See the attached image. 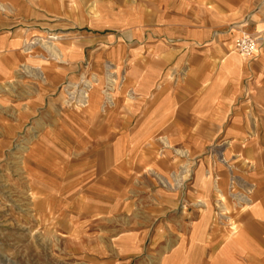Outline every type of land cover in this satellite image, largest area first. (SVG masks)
Wrapping results in <instances>:
<instances>
[{
	"label": "crops",
	"instance_id": "1",
	"mask_svg": "<svg viewBox=\"0 0 264 264\" xmlns=\"http://www.w3.org/2000/svg\"><path fill=\"white\" fill-rule=\"evenodd\" d=\"M263 30L264 0H0V161L29 139L26 185L71 234L132 207L150 173L177 180L155 225L92 257L264 264V40L235 47ZM85 69L96 87L77 111L62 85Z\"/></svg>",
	"mask_w": 264,
	"mask_h": 264
},
{
	"label": "rangeland",
	"instance_id": "2",
	"mask_svg": "<svg viewBox=\"0 0 264 264\" xmlns=\"http://www.w3.org/2000/svg\"><path fill=\"white\" fill-rule=\"evenodd\" d=\"M46 36L50 40L56 37L52 41L61 37L60 34L52 32ZM89 75H91L90 71L85 69L80 78ZM110 77L114 79V76ZM67 82L76 81H65V83ZM64 84L62 85L63 95ZM115 84L114 80L111 90ZM95 87L96 83L92 82L91 88L87 90L89 97L86 105L91 101ZM108 97L111 100L110 91ZM63 102L65 104V101ZM69 107L82 111L85 106L80 109ZM25 141L18 143L21 144L18 146L19 149H12L0 161V264H113L112 261H107L108 258L104 257L105 255L100 257L89 255L86 250L88 245L96 243V245L103 246L112 242V245L115 246L118 236L125 231L155 225L157 222L156 209L160 204L155 194L162 189H170L173 185L179 189V186L176 185L177 180L173 181L172 177L168 178L171 185L165 186L159 178L150 173L151 179L148 185L145 184L143 188L139 189L142 194H145L144 198L139 196V200L134 201L128 210H120L115 217L110 219L98 217L93 223L88 225L83 223L82 233L71 234L70 229L62 233L61 220L42 217L39 214L37 197L26 185L24 166H22L23 152L20 150L25 149L23 147ZM216 158L218 162H225L220 154H217ZM183 162H186L184 167L187 169H180V178L182 179L179 182L181 185L191 177L192 170L187 161ZM147 194L148 196H146ZM223 204L225 206V203ZM195 207L196 210H199L200 205L196 204ZM176 208L186 209L188 203L182 202ZM142 261L141 254H138L136 258L128 261L115 260L114 264H141Z\"/></svg>",
	"mask_w": 264,
	"mask_h": 264
},
{
	"label": "built area",
	"instance_id": "3",
	"mask_svg": "<svg viewBox=\"0 0 264 264\" xmlns=\"http://www.w3.org/2000/svg\"><path fill=\"white\" fill-rule=\"evenodd\" d=\"M56 37L52 38L54 40ZM50 39H45V41H49ZM264 40V30L256 36H251L247 34H243L237 38L235 42V47L239 53H241L245 57L251 56L257 46V42ZM44 43L43 40L35 39L32 44L36 43ZM112 75V74H109ZM113 76V75H112ZM92 78V74L89 76L81 77L76 82H67L64 84V101L67 106H72L74 108L80 109L81 107L86 106L87 102V90L89 87V79ZM108 89L105 91L106 98L109 100Z\"/></svg>",
	"mask_w": 264,
	"mask_h": 264
},
{
	"label": "bare ground",
	"instance_id": "4",
	"mask_svg": "<svg viewBox=\"0 0 264 264\" xmlns=\"http://www.w3.org/2000/svg\"><path fill=\"white\" fill-rule=\"evenodd\" d=\"M108 76H109V88H110V90H111V88H112V86H113V84H114V79L112 78V77H110V76H112V75H109L108 74ZM95 81H96V79H95V76H92V78H90L89 79V87L88 88H91V84H92V82H94L95 83ZM89 96H88V93H87V98H88ZM28 144H29V139H27L26 141H25V145L23 146L25 149H20L21 150V152H23V155H22V157H23V161H22V164L24 165V162H25V157H26V154H25V152H26V149H28L29 148V146H28ZM53 147V146H52ZM181 153H183V152H181ZM33 164V163H32ZM22 165V166H23ZM163 183H166L165 181H163ZM168 185V184H167ZM31 191V190H30ZM45 193V192H44ZM47 193V192H46ZM237 194V193H236ZM41 205V204H40ZM39 208V207H38ZM48 208V207H47ZM222 209H223V207H222ZM47 210V209H46ZM64 212V211H63ZM62 219V218H61ZM60 223V222H59ZM58 223V224H59ZM75 239V238H74ZM64 242H65V240H64ZM86 243V242H85ZM192 249V248H191ZM95 252H97V251H95ZM103 253V252H102ZM106 253V252H105Z\"/></svg>",
	"mask_w": 264,
	"mask_h": 264
}]
</instances>
